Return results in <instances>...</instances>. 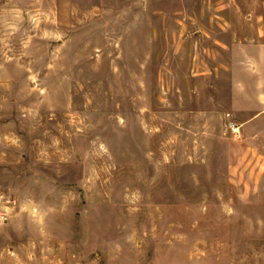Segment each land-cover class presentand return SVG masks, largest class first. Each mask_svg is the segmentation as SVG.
<instances>
[{"label":"rangeland","instance_id":"1","mask_svg":"<svg viewBox=\"0 0 264 264\" xmlns=\"http://www.w3.org/2000/svg\"><path fill=\"white\" fill-rule=\"evenodd\" d=\"M102 4L99 24L58 43L0 35V61L12 58L0 64V190L11 186L16 205L42 199L31 250H89L109 264L226 257L217 239L264 234V210L244 208L257 195L226 190L245 185L254 160L264 165V143L236 146L231 123L238 86L264 87V58L242 46L257 37L243 13L264 3ZM218 11L229 28L213 27Z\"/></svg>","mask_w":264,"mask_h":264},{"label":"crops","instance_id":"2","mask_svg":"<svg viewBox=\"0 0 264 264\" xmlns=\"http://www.w3.org/2000/svg\"><path fill=\"white\" fill-rule=\"evenodd\" d=\"M113 1L129 2L131 0H0V35L5 36V42L9 41L7 35L29 33L28 35H35L39 38H46L45 36H47V40H56L58 43L65 35L70 38V35L75 34L77 27L99 24L101 15L98 11L106 8L105 4L102 3ZM214 1L235 2L236 0ZM245 1L251 2L252 0ZM258 1L264 3V0ZM204 15L205 12L200 10L195 13V16L190 17L204 18ZM242 16L245 26L249 28L244 33L257 35V37L252 36L248 41H245L242 46L245 50L257 49L259 58H264V7H261L257 13L246 12ZM211 17L214 28H225L226 26L229 28L231 26L230 22L226 20L227 16L221 11L213 12ZM197 25L203 27L202 22ZM30 40L31 38L27 41ZM10 60L12 58L2 60L0 64L7 65ZM247 61L249 60L245 58L244 63L247 64ZM234 80L245 82L247 76L236 75ZM253 96L255 99L249 102V98ZM231 114L235 117L231 123L235 130L232 138L236 146L253 147L250 143L257 147L263 145L264 87L254 89L244 85L238 86L234 91ZM0 137L2 136L0 135ZM3 154L4 150L0 147V166L5 160ZM258 157L264 162V155ZM255 161L252 171L249 172L250 175L244 176L245 185L227 187L226 190H229L227 193L257 195L255 200L248 198L244 202V208H255L262 211L264 210V165L260 164L261 161L258 159L259 166L257 167L254 165ZM235 167L238 168L237 165ZM56 188L47 191L41 188L37 190V187L32 189L34 194L41 195L54 194ZM26 189L27 194H31V188ZM12 194L13 188L11 186L7 190H0V258L5 259V264H109L106 260L107 256L93 254L89 250H73L68 256L62 257L56 251L44 253L42 250H31V245L28 243L36 239H33L35 237L33 234L28 233V228L43 224L42 215L39 212L42 209V199L29 197L16 205L11 201ZM260 220L264 224V219ZM216 241L228 243L222 246L223 253H226L227 256L215 257L210 264H264L263 233L237 234L233 237L227 235L226 239H217ZM220 245L214 246L213 244L212 250L220 249ZM111 264L126 263L117 261ZM148 264H151V261ZM196 264L200 263L197 261Z\"/></svg>","mask_w":264,"mask_h":264}]
</instances>
